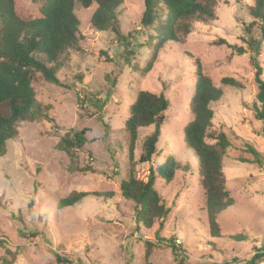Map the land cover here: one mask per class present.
Masks as SVG:
<instances>
[{
  "label": "rangeland",
  "instance_id": "374dc122",
  "mask_svg": "<svg viewBox=\"0 0 264 264\" xmlns=\"http://www.w3.org/2000/svg\"><path fill=\"white\" fill-rule=\"evenodd\" d=\"M15 1L20 15L35 19L45 0ZM252 4L253 0H219L216 20L194 23L184 43L167 44L146 73L143 68L151 52L139 23L143 0H123L117 8L121 34L133 52L130 65L125 63L122 44L91 27L96 6L75 5L82 39L79 50L69 52L57 72L63 87L45 83L39 74L32 83L36 100L50 106L52 122L22 123L18 138L7 142L6 155L0 158V240L5 242L0 245V264H56L54 254L74 264H144L146 241L155 244L150 263L176 264L166 243L155 242L158 225L149 230L137 226L133 203L119 189L129 163L142 180L149 168L161 167L167 157L187 172L176 173L169 183L156 178L154 187L169 210L158 236L184 250L187 264H236L234 259L247 261L264 246V123L253 113L258 92L253 60L262 68L264 81V40L257 24L250 35L245 32L254 22L249 14ZM249 39L257 42V53L246 45ZM219 40L226 43L216 45ZM232 47L244 53L238 55ZM198 67L222 91L220 101L212 105L208 131L223 133L230 142L222 172L233 205L218 217L216 239L209 237L198 163L183 136L192 120L190 100ZM224 78L238 86L223 85ZM141 91L163 94L169 102L150 164H138V158L144 138L154 127L139 131L132 162L124 133L129 107ZM99 119L110 126L107 137ZM83 129L89 130L86 143L75 157L58 149L66 133ZM245 143L263 157L261 168L243 163L251 160ZM74 191L111 196H88L73 207L57 210V202ZM234 235H245L247 241L234 242ZM208 243L215 245L214 251Z\"/></svg>",
  "mask_w": 264,
  "mask_h": 264
},
{
  "label": "trees",
  "instance_id": "16d2710c",
  "mask_svg": "<svg viewBox=\"0 0 264 264\" xmlns=\"http://www.w3.org/2000/svg\"><path fill=\"white\" fill-rule=\"evenodd\" d=\"M37 0H31L35 3ZM219 0H143L144 10L140 25L147 33L146 45L151 52L143 72L152 69L157 55L169 44H183L191 33L194 23L209 24L216 20ZM123 0H45L40 8V17L31 18L18 13L15 0H0V158L7 152V142L18 138V128L22 123L37 121L52 122L50 106H44L35 98L32 83L35 75L55 87H63L57 78L61 62L68 57L69 52L79 50L82 37L79 35V21L73 11L75 5L83 9L95 5L91 15L90 25L97 32H106L122 44L124 60L129 64L133 56L127 38L121 34L117 8ZM160 8L162 11H158ZM253 23L245 32L250 35L251 28L257 24L261 39L264 40V0H253L249 7ZM219 40L216 45L225 44ZM227 45V44H226ZM248 48L257 53V42L249 39ZM230 47V46H229ZM233 48V52L242 55V48ZM255 82L258 92L253 104L254 118L264 123V81L261 79L262 68L256 58L253 60ZM136 70V68H134ZM80 78L79 81H81ZM223 85L236 87L238 83L231 78L221 80ZM222 91L216 88L211 79L202 73L198 67L195 71V84L190 100L192 120L183 130L184 142L197 160V176L199 187L204 198V209L207 217L209 237H220L218 217L233 205V200L226 190L222 172V160L230 142L223 133L213 134L208 131L213 119L212 105L218 103ZM169 108V102L163 94H152L141 91L129 107L128 118L124 123V133L128 139V159L133 160L134 150L140 130L154 127L153 132L144 138L140 146L138 164L151 163L156 155V146L161 136V126L164 113ZM103 123L104 136H108L110 126ZM88 129L81 132L70 130L60 139L58 149L66 152L69 157H75L86 143ZM264 135V128L263 133ZM207 140L215 142L213 145ZM251 160L243 161L262 167L263 157L249 144L244 145ZM89 170L91 168L88 167ZM85 171V170H83ZM178 172H187V168L177 163L172 157H167L164 164L156 170L149 168L147 176L142 180L135 177L132 165L124 178L120 180L119 189L122 197L133 203L135 223L144 229H151L155 224L157 245L166 243V248L176 264L186 263V252L178 248L173 240H162L158 232L167 219L169 210L164 206L161 196L155 189L156 178L166 183L173 180ZM88 196L110 197L111 193L71 192L56 204L57 210L73 207ZM234 242L247 241L245 235L231 236ZM5 244L0 240V245ZM213 251L215 245L207 244ZM155 244L144 242V264L148 261ZM56 264H74L68 258L54 254ZM80 261L77 260V263ZM239 264H264V246L256 249L252 257ZM204 264H217L207 262Z\"/></svg>",
  "mask_w": 264,
  "mask_h": 264
}]
</instances>
